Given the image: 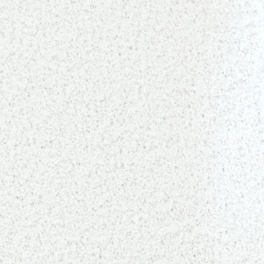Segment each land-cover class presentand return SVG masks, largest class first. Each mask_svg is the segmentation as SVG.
<instances>
[{"label": "snow or ice", "instance_id": "6c2138e0", "mask_svg": "<svg viewBox=\"0 0 264 264\" xmlns=\"http://www.w3.org/2000/svg\"><path fill=\"white\" fill-rule=\"evenodd\" d=\"M0 264H264V0H0Z\"/></svg>", "mask_w": 264, "mask_h": 264}]
</instances>
